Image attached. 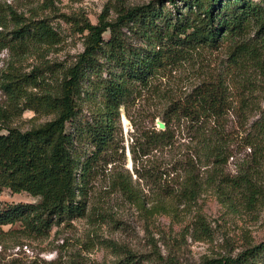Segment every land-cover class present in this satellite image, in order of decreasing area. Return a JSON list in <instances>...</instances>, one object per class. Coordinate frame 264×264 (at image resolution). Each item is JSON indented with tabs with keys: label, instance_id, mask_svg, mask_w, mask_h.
<instances>
[{
	"label": "trees",
	"instance_id": "obj_1",
	"mask_svg": "<svg viewBox=\"0 0 264 264\" xmlns=\"http://www.w3.org/2000/svg\"><path fill=\"white\" fill-rule=\"evenodd\" d=\"M167 1L170 5L165 0L136 4L114 0L111 10L105 6L95 22L87 17L73 20L83 48L72 62L43 60L28 71L10 63L1 72L0 88L9 104L0 107V189L24 191L34 199L0 201V235L43 236L53 225L85 215L90 174L112 151L120 107L139 88L146 87L159 68L173 66L200 48L214 49L224 40L236 39L239 42L230 56L233 62L252 60L257 70L263 63L259 48L264 45V0ZM52 4L53 0L42 1L43 8ZM65 19L71 21L68 16ZM250 29L255 30L252 41L245 39ZM61 39L49 17L40 16L35 8L26 14L0 4V50L10 47L27 52ZM256 75L248 82L250 94L242 97L246 101L243 108H249L248 99L255 98L252 85H258L254 84ZM94 80L102 86V102L90 119L82 122V100L87 85ZM228 95L227 82L220 76L203 80L183 98L170 101L162 117L165 128L134 134L132 153L134 157L137 152L145 155L149 149L173 144L172 121L188 132L190 150L162 171L143 164L135 166L136 175L168 176L176 185L166 181L162 189L178 203L195 201L203 182L214 181L213 176H228L219 170L227 155V139L219 120L230 107ZM24 109L53 116L27 129L5 123ZM261 117L264 119V113ZM253 124L262 127L264 120L256 119ZM75 138L86 139L92 149L83 156L76 154ZM242 176L245 187L256 193V184L248 175ZM120 185L128 198L144 206L130 179H122ZM160 205L161 201L154 204L153 211ZM201 218L198 214L197 220L204 226ZM6 224L9 228L4 230ZM134 256L128 253L117 264H132ZM157 256L165 264H175L171 257L158 252ZM200 264H264V239L235 256L206 257Z\"/></svg>",
	"mask_w": 264,
	"mask_h": 264
},
{
	"label": "rangeland",
	"instance_id": "obj_2",
	"mask_svg": "<svg viewBox=\"0 0 264 264\" xmlns=\"http://www.w3.org/2000/svg\"><path fill=\"white\" fill-rule=\"evenodd\" d=\"M42 1L0 0L1 5L9 4L26 14L35 8L40 16L49 17L62 35L61 41L52 46L43 44L27 52L3 48L0 50V75L10 63L28 71L43 60L72 62L83 48L82 36L72 25L73 20L87 17L95 22L105 6L111 10L114 0H53L46 8ZM148 1L126 0L130 4ZM165 2L170 5L167 0ZM67 16L72 22L65 19ZM254 32L250 29L245 39L248 37L252 41ZM238 40H224L214 49L200 48L186 59L159 68L150 76L147 86L139 88L132 99L120 107L112 151L107 161H101L90 174L85 215L55 224L43 236L2 233L0 264H77V261L117 264L119 259L123 262L128 253L135 254L132 264H165L157 252L171 257L175 264H200L206 257L235 256L249 244L262 241L264 125L259 127L253 122L264 120L261 117L264 113L261 111L264 107V45L259 48L263 63L257 70L252 60L242 58L233 62L230 58ZM255 75L257 82L254 84H258L252 85L255 98L252 101L248 96L249 108H243L246 101L242 97L250 94L248 82ZM220 76L227 82L230 107L219 120L227 139L226 160L219 170L228 176H213L214 181L203 182L195 201L178 203L174 195L162 189L166 181L173 186L175 181L168 176L138 177L134 167L143 164L158 171L169 168L190 150L188 132L177 121H172L173 144L149 149L145 155L137 152L135 157L131 141L141 130L163 129L158 127L157 121H163L170 101L183 98L199 82ZM87 89L81 104L82 122L90 119L103 98L102 86L97 81L87 85ZM8 104V97L0 88V107H8ZM52 116L42 110L24 109L5 123L27 129ZM74 149L76 154L83 156L92 145L84 138H75ZM244 174L256 184V193L241 182ZM122 179L132 181L144 200L143 207L127 197L120 185ZM33 199L24 191L0 189V201ZM158 201H161L160 208L153 211ZM198 214L204 226L197 220ZM2 227L6 230L9 224Z\"/></svg>",
	"mask_w": 264,
	"mask_h": 264
},
{
	"label": "water",
	"instance_id": "obj_3",
	"mask_svg": "<svg viewBox=\"0 0 264 264\" xmlns=\"http://www.w3.org/2000/svg\"><path fill=\"white\" fill-rule=\"evenodd\" d=\"M158 127L159 128H165V123L163 121H157Z\"/></svg>",
	"mask_w": 264,
	"mask_h": 264
}]
</instances>
